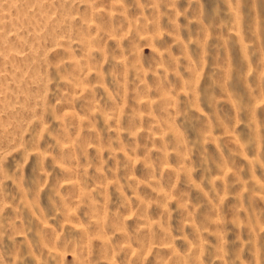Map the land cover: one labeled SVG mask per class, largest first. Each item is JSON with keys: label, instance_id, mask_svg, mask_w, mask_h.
I'll return each mask as SVG.
<instances>
[{"label": "rangeland", "instance_id": "rangeland-1", "mask_svg": "<svg viewBox=\"0 0 264 264\" xmlns=\"http://www.w3.org/2000/svg\"><path fill=\"white\" fill-rule=\"evenodd\" d=\"M0 264H264V0H0Z\"/></svg>", "mask_w": 264, "mask_h": 264}]
</instances>
